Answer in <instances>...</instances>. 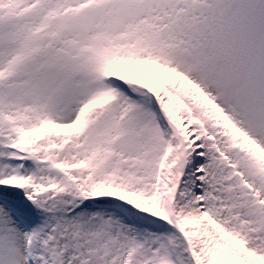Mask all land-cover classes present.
I'll list each match as a JSON object with an SVG mask.
<instances>
[{"label":"snow or ice","instance_id":"snow-or-ice-1","mask_svg":"<svg viewBox=\"0 0 264 264\" xmlns=\"http://www.w3.org/2000/svg\"><path fill=\"white\" fill-rule=\"evenodd\" d=\"M0 264H264V0H0Z\"/></svg>","mask_w":264,"mask_h":264}]
</instances>
